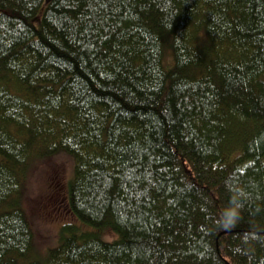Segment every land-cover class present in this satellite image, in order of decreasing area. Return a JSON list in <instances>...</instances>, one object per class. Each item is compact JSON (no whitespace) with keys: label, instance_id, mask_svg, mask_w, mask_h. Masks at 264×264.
Wrapping results in <instances>:
<instances>
[{"label":"trees","instance_id":"16d2710c","mask_svg":"<svg viewBox=\"0 0 264 264\" xmlns=\"http://www.w3.org/2000/svg\"><path fill=\"white\" fill-rule=\"evenodd\" d=\"M60 153L42 258L21 194ZM0 264H264V0H0Z\"/></svg>","mask_w":264,"mask_h":264},{"label":"rangeland","instance_id":"374dc122","mask_svg":"<svg viewBox=\"0 0 264 264\" xmlns=\"http://www.w3.org/2000/svg\"><path fill=\"white\" fill-rule=\"evenodd\" d=\"M72 169V156L60 153L54 157L35 160L26 172L25 186L21 194L22 206L34 229L35 252L42 258L50 248L59 244L64 224L78 225L66 204L67 182L74 172ZM80 227L86 228L82 225ZM97 231L102 240L112 241L118 237L108 227Z\"/></svg>","mask_w":264,"mask_h":264},{"label":"snow or ice","instance_id":"6c2138e0","mask_svg":"<svg viewBox=\"0 0 264 264\" xmlns=\"http://www.w3.org/2000/svg\"><path fill=\"white\" fill-rule=\"evenodd\" d=\"M233 215H234L233 212H229L228 213L227 219H228L229 222H231V219H232Z\"/></svg>","mask_w":264,"mask_h":264}]
</instances>
